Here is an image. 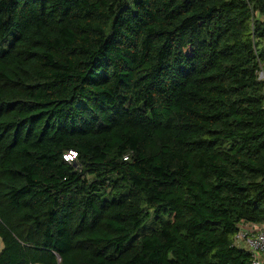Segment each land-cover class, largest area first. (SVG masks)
<instances>
[{
  "label": "trees",
  "instance_id": "1",
  "mask_svg": "<svg viewBox=\"0 0 264 264\" xmlns=\"http://www.w3.org/2000/svg\"><path fill=\"white\" fill-rule=\"evenodd\" d=\"M244 222L264 0H0V264H251Z\"/></svg>",
  "mask_w": 264,
  "mask_h": 264
},
{
  "label": "built area",
  "instance_id": "2",
  "mask_svg": "<svg viewBox=\"0 0 264 264\" xmlns=\"http://www.w3.org/2000/svg\"><path fill=\"white\" fill-rule=\"evenodd\" d=\"M75 155L70 151L68 156ZM235 243L248 249L252 254L251 264H262L264 259V224L241 223L234 237Z\"/></svg>",
  "mask_w": 264,
  "mask_h": 264
},
{
  "label": "clouds",
  "instance_id": "3",
  "mask_svg": "<svg viewBox=\"0 0 264 264\" xmlns=\"http://www.w3.org/2000/svg\"><path fill=\"white\" fill-rule=\"evenodd\" d=\"M69 152H70V151H69ZM73 152H74V151H73ZM74 153H75V152H74ZM68 154H69V153H68ZM68 154L64 155V156L66 157V159H70V158H68V157H69ZM75 154H76V153H75ZM71 156H72V155H71ZM65 157H64V158H65ZM74 157H75V155L72 156V158H74ZM72 158H71V159H72Z\"/></svg>",
  "mask_w": 264,
  "mask_h": 264
},
{
  "label": "rangeland",
  "instance_id": "4",
  "mask_svg": "<svg viewBox=\"0 0 264 264\" xmlns=\"http://www.w3.org/2000/svg\"><path fill=\"white\" fill-rule=\"evenodd\" d=\"M262 76V75H261ZM2 248V242H1V239H0V249Z\"/></svg>",
  "mask_w": 264,
  "mask_h": 264
}]
</instances>
